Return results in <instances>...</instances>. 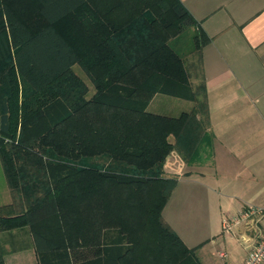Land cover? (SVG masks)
<instances>
[{"label": "trees", "instance_id": "trees-1", "mask_svg": "<svg viewBox=\"0 0 264 264\" xmlns=\"http://www.w3.org/2000/svg\"><path fill=\"white\" fill-rule=\"evenodd\" d=\"M12 1L0 0V158L12 196L0 233L28 227L39 264H84L87 249L86 264H203L163 211L179 181L166 176L167 158L191 163L212 147V39L180 0ZM156 95L187 105L155 113Z\"/></svg>", "mask_w": 264, "mask_h": 264}, {"label": "crops", "instance_id": "crops-1", "mask_svg": "<svg viewBox=\"0 0 264 264\" xmlns=\"http://www.w3.org/2000/svg\"><path fill=\"white\" fill-rule=\"evenodd\" d=\"M102 1L107 6L123 5L126 0ZM180 1L212 39L203 49V69L213 142L195 162L186 163L178 153L171 154L165 174L179 181L163 217L206 264L196 234L208 208V191L217 195L219 189L223 197H235L239 201L238 212L246 209L247 204L264 206V0ZM137 2L130 0L132 6ZM159 96L149 105L155 113L179 114L178 108L186 107V104L177 108L166 104L160 107L156 104ZM176 197L185 200L181 210V201L175 202ZM11 203L10 193L2 205ZM252 226L264 233V218ZM187 229L194 234L187 235ZM247 230L242 227L239 231L244 236ZM0 243L7 249L5 264H39L40 256L31 232L24 237L21 229L1 232ZM16 244L19 246L15 247ZM245 250L238 264L245 263L249 244ZM83 253L81 263L95 259L89 249Z\"/></svg>", "mask_w": 264, "mask_h": 264}, {"label": "rangeland", "instance_id": "rangeland-1", "mask_svg": "<svg viewBox=\"0 0 264 264\" xmlns=\"http://www.w3.org/2000/svg\"><path fill=\"white\" fill-rule=\"evenodd\" d=\"M23 3H24V0H13L12 7L16 8V10H19L21 9ZM102 3H104L102 0H89V4L94 7H103L104 4ZM185 41L186 43L184 44ZM178 45H179L178 49H180L181 54L185 55V58H187L188 53L194 46L193 39H192V28L187 29L186 34H185V39H183V41H181L180 44ZM74 71L76 74L85 78V73L78 64L74 66ZM88 84L91 89V94H93L94 92L93 86L90 83ZM5 91H6L5 85L0 84V97L4 95ZM164 96L165 95H161V97L159 96L158 97L159 102H156V104H159L160 107H162L164 104L167 105L166 107L175 106L173 108L180 107L182 104L187 105L186 102H183L180 99H177V98L173 99L172 97H169V96L164 97ZM162 98H165V99H162ZM54 110L56 112L61 110V107L59 106V104L58 106L55 107ZM170 156L167 158L165 165H167V163H170L171 161ZM208 192L210 193L208 195V198L205 197L207 198V201H208V208L206 209V212H204L202 222L198 224V228H197L198 233L196 234L198 238L197 239L198 243H200L201 245V248H200L201 255L206 264H226V262H229V264H238L239 261H241L242 258H244L245 253H246L245 247L248 246V244L243 242L242 240L243 235L239 231L240 228L242 227L235 228L232 231L233 235H231V234H227L224 231L223 223L229 220L231 217L238 216L242 212L241 210H240L241 212H238V209H237L239 201L235 197H223L224 193L223 192L221 193L219 189L216 190L217 195H212L211 191H208ZM10 193H11L10 188L8 186V183L5 177V173H4L3 166H2V161L0 158V205H2L4 201H7ZM177 196L180 197L179 195ZM181 200L180 198L177 199L176 197L175 202L178 203ZM181 204L182 205H180L179 207L180 210L183 209L182 208L183 206H185V200L184 202L181 201ZM250 205L264 208V206H261V205L257 206L255 204H247V206H250ZM21 230L23 231V237L26 236V233L29 234L31 232L28 227L21 228ZM186 232L185 233L187 235L194 234V232H192L189 229H187ZM120 237H121L120 234L116 230H113V229H109L105 233V240L108 243H111V242L115 243ZM26 243H27V240H26ZM0 245L2 246L6 254L7 252L6 247L1 243ZM17 246H19V244L15 245V247ZM119 248L121 249L122 246H120ZM221 253L226 254L227 256L226 260L221 257ZM109 255L115 256L116 254H109ZM93 264H110V263L99 262V263H93Z\"/></svg>", "mask_w": 264, "mask_h": 264}, {"label": "built area", "instance_id": "built-area-1", "mask_svg": "<svg viewBox=\"0 0 264 264\" xmlns=\"http://www.w3.org/2000/svg\"><path fill=\"white\" fill-rule=\"evenodd\" d=\"M264 218V208L247 206L238 216L231 217L223 223L224 231L233 235L237 227L247 228V234L242 237L243 242L250 245V251L244 264H264V233L258 232L252 225ZM226 258L225 253H221Z\"/></svg>", "mask_w": 264, "mask_h": 264}]
</instances>
